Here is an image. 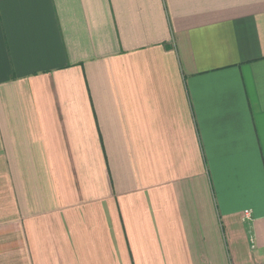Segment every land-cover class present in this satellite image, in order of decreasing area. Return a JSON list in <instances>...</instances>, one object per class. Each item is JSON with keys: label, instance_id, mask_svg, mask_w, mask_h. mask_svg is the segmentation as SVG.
Returning <instances> with one entry per match:
<instances>
[{"label": "crops", "instance_id": "crops-1", "mask_svg": "<svg viewBox=\"0 0 264 264\" xmlns=\"http://www.w3.org/2000/svg\"><path fill=\"white\" fill-rule=\"evenodd\" d=\"M0 264H264V0H0Z\"/></svg>", "mask_w": 264, "mask_h": 264}, {"label": "built area", "instance_id": "built-area-1", "mask_svg": "<svg viewBox=\"0 0 264 264\" xmlns=\"http://www.w3.org/2000/svg\"><path fill=\"white\" fill-rule=\"evenodd\" d=\"M245 216H246V218L251 217V213H250V211H246V212H245Z\"/></svg>", "mask_w": 264, "mask_h": 264}]
</instances>
